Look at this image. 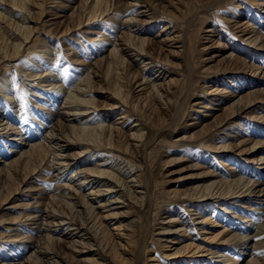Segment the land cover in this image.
Wrapping results in <instances>:
<instances>
[{"label": "bare ground", "instance_id": "obj_1", "mask_svg": "<svg viewBox=\"0 0 264 264\" xmlns=\"http://www.w3.org/2000/svg\"><path fill=\"white\" fill-rule=\"evenodd\" d=\"M74 2H76V0H64V1L62 0H0V9H1L0 30L2 29L1 30L2 32H6L7 28H11V26H14L15 32L14 31L13 32L16 33L15 35H18L15 36V38H13V41L11 42V41H7V39H5L4 34L2 35L0 31V70L2 68H5V72L7 73H8V69H10V66H12L14 72L15 71L14 68H17L16 70H18L19 69L18 67H20L25 62L23 60L21 64L9 63V61L16 60L14 58L19 56L20 53L25 50L28 44H30V46L26 49L27 51L31 50L32 52V49H34V47L36 48L35 45L38 43L40 39L39 36L35 37V32L36 29L42 28L41 27L42 23L38 22L37 20H41L44 16H46L44 14L45 12H47V10H48V14H52V16L54 17L44 21L42 20L43 22L42 25L47 24V28H49L48 31H52V32L56 30L60 26V24L64 23L66 19L68 18L72 19V17H74L76 14H78V22H77L78 28H80L85 21H87L86 25H88V24H92L93 22L99 21L100 17L101 19H103L106 18L107 16H109L107 20H112V19L114 20L113 16L116 14H120L118 20L119 23L118 21L114 22L115 23L114 25H117L115 31H117L118 35L116 36V38H113L112 36L111 37L113 38L112 40L108 37L107 39H105L104 32L95 33L94 31L91 30L85 31L86 33L93 32L97 35L96 37H94V39L98 41V45L101 46V48L105 46V45H100L102 44L103 41L104 42L112 41L114 43V47L111 49L107 57L102 56V53L104 52L102 51L99 52L96 58L94 57L95 60L93 62L90 61V62L81 63V65H85V66L87 65L86 67L84 66L83 68L84 70H87V72L84 73L85 75L81 78V80H79L78 83H76L73 86L71 90L67 91L68 96L65 97L64 101L60 103L62 98L60 97L62 96L60 93L62 92L56 91L57 90L56 88H59V90H61L64 89V87H66V86L63 87L64 85L63 83L59 84L58 86V82L56 81V78L59 79L62 75H60L59 78L58 75L56 77L54 76L55 79L53 80L54 82H50L48 85H45L48 87L51 86L50 88L55 92L54 94L51 95V97L49 96L50 98L48 100H46L47 98L44 99L43 97H37V101L35 102L38 103V105L42 108L43 106L45 107L46 105L45 109L48 111V113H50V115L46 113L47 116H49L50 120L49 123L44 126L45 129L48 128V131L45 134V136H43V140L39 141V138H42L43 133L39 135V133L31 132L30 130L27 132H25L24 130H23L24 132L18 130L19 132H17V129L20 126L19 127L14 126V124L11 123L9 117V115L13 116L12 110L9 111L6 108H5L6 110L5 109L2 110L0 108V134L3 135V137L8 142H10V148H8L6 152L3 151L0 153V181L8 180L7 175H9L8 177H12L11 175L15 176V174L18 173V171L23 168V165H26L33 158V156L34 157L36 156V158L38 156H41L42 150L44 148H48V147L50 148V146L51 145L53 146L54 144L58 149V153L55 154V157L53 156L55 158V161L57 162H53V164L52 162L51 163L49 162L48 164H46L47 166L44 167V169H49L51 173H54V171L58 170V173L48 176L46 180L50 181L53 184L52 186H54L53 187L54 190L59 191L61 196L62 195L65 196V197L62 196L63 201L66 199L73 200L72 203H68L70 201L67 202L66 200L65 204L66 206L68 205L71 208L72 212L74 210L73 214L75 212L79 214V215L75 214V218L78 215V219H74L73 217H70V214L66 215V212L65 213L62 212V215H59L57 213L58 211L57 212L54 211L53 208H52L53 212H51L52 209L49 211L48 209L42 210L41 208H39L34 213H30V214L26 213L25 219L23 217L24 215L11 216L9 211H12L14 208H18L19 206L22 208H30V206L28 205L30 204V202L14 204L11 207L3 208V205L7 204L10 198H13L12 196L13 193L20 194L19 192L20 190L22 192L38 190L36 189L35 185H34L35 189L34 187L30 186V183L34 181L28 182L27 180L29 175L28 174L20 182L17 189L14 188L15 192H13L12 190L13 193H8V195H5L4 197L1 198L0 213L2 214H0V223L5 224L4 228L6 232H0V239L8 240L11 238V236L13 238L26 237V238L34 239L32 235H25L22 228H20V224L24 219V220H29L30 222L28 221V223H31V226L34 225L32 229V231L35 230L34 233L38 231L42 232V230L47 231L48 233H51L48 236H46L49 237L48 240L52 238L51 240L53 241L55 238L56 241L62 242L63 240L61 238L58 239L57 237H55L56 229L48 230L49 226L46 228L44 227V225L52 224V223L58 226L67 225L68 228L67 230H69L67 234H69L72 244L74 242L78 245H81L82 248L87 249V251H81V252L79 251L81 254L85 252L86 253L92 252L100 248V246L95 248L94 246L97 245L92 243V241H96L98 243V241L96 240V236L94 235L96 234L94 232L97 231L95 230V228L100 229L101 234L102 236H104L105 239L107 235L108 236L111 235L112 237L114 235L117 241L121 240L129 245L130 237L132 236L131 234L132 232L130 233V231L132 230L131 227L134 226L136 220L134 218L131 219V211L128 208L129 203L126 204L125 194L132 193V196L130 195L132 200L133 199L140 200L139 196L141 197L142 193L144 194L145 191L138 189L142 187L141 185L142 183L139 177L140 174L135 175L136 172L135 162L130 160V157L135 158L136 156H138V154L139 155L142 154V153L140 154L139 152L140 150L139 144L141 143V141L143 142V139L145 138V132H144L145 123L146 121L149 120L147 118H150V115L146 113L143 114L144 113L143 110L152 107L154 108L156 107L155 105H157L159 106V108L157 107L159 111L168 113L169 111L168 103H170V99L168 98V96L170 93L173 92V90H171L172 87L170 85L172 80L171 79L167 80L170 74L166 69L160 71V69L156 68L152 72V66L154 64L153 56L155 55L156 52L155 51L156 42L150 39L149 37L145 36L147 32L146 30L148 29L145 28L142 29L139 28V26H137V25L142 26L145 24H151L152 22H154L151 20L155 18L154 15H156L154 11L155 9L153 8V5L155 6V3H151L149 0H124V1L80 0L78 5L71 6V4H73ZM49 3H53V4H49ZM27 5L34 6L33 8H35V10L29 9ZM44 5L48 7L45 8ZM259 5L264 6V1ZM135 7L137 8L142 7V9L139 10L138 12H136V10L131 11ZM70 8H72V12L70 14H64L67 12V9L69 10ZM239 8H240V12L235 16V19L231 21H229L230 19H227V21L230 23L229 27L235 33L240 34L239 39H241L245 44L256 49L255 52L252 51L251 53L249 51L243 50L244 52L247 53L243 55L247 56L249 54L250 58L252 56H259L257 54L263 53L262 51L264 50V24H263L264 11L261 12V14L263 15H257L255 13L250 12L247 14V16L241 17L240 14H243L242 9L248 7L245 4ZM39 10L40 12L38 13ZM178 10L181 11L182 6L178 7ZM162 13L170 15V12L167 10L162 11ZM37 14L39 15V17H37ZM134 14L135 16H130ZM254 16H255V20L256 19L258 20V17L262 19L263 22L261 24L263 26H258L257 24L252 23L253 18L250 17H254ZM13 17L17 19V22L16 20L12 19ZM242 18L244 20H242ZM169 23H172V20H169L168 23H165V25L162 27L160 32L157 33V36L162 34V32L166 33V35H170V34H176V35H174L172 38L161 39L159 40V43L164 44L165 42L168 41L170 44H168L167 46H169L170 48H175V51L173 52L168 51V52H171V55L173 57L181 56L184 53V51L187 49V43H188L187 36L189 35L188 33L190 32V30L189 31L187 30L188 33L187 35H185L186 28L185 30L179 28L174 29L176 28V26H171ZM32 24H37V26L34 28ZM70 30L72 29H70V27L68 28L67 25V27L63 29V32H68ZM218 31L219 30L217 28H213V29L207 28L203 31L205 33H209L210 36L209 37L201 36V41L203 42L204 40V42L201 43L202 47L200 50L204 52L208 48L207 45L217 44L219 47L223 46V48L225 49L230 48V51L227 54H223L222 50L218 49L216 53H213L208 58L202 60L206 63H209L215 61L218 62L220 60V59L217 60L218 57H221V59L225 58L227 60L226 63L228 65H224L223 68H220L216 71V72H221L220 74H224V75L231 73L238 74L244 72L245 68L254 71V74L257 73L261 67L255 64L247 65V61L241 59L234 52L242 49L234 46L232 43L231 45L233 46L231 47L228 44L221 43V41L218 40V38L216 37L219 36L218 34H216ZM24 43H28V44L24 45ZM54 51L55 50H53V52ZM134 56H136L135 59ZM260 57H263L264 59V55ZM128 58H133V61L135 62L138 60L139 61L142 60L141 61L142 65L139 71L137 70V73H133L131 71L133 67L131 62L128 60ZM238 60H242V62L240 63ZM92 65L98 71L100 70V68H97L98 66L99 67L104 66L105 75L101 76L100 74H98L97 70L93 72L94 68L92 67ZM124 65H125L124 70L128 72L127 74L128 81H130L131 78H133V83H137L134 89L133 87H131L129 90L125 89L126 83L123 80L126 78V75L125 78L123 79V77L119 73V69H121ZM208 68H210V66ZM5 72L3 74H5ZM31 72L28 74V76L31 77L35 76ZM49 72L42 73L41 75L36 74V76L37 78H41V77L44 78L41 81H47L49 79L48 75H50ZM62 72L64 71L62 70ZM76 72L78 73L77 70ZM261 72L264 73L263 70H261ZM111 74H113L112 77L113 80L109 79L111 80V85L109 82V88L106 87V90L104 89L105 91L101 90L100 92L102 94L105 93L106 94L105 97L109 101L111 100V102L109 104L100 105L96 100L97 99L96 94H98L97 92L99 89L95 86L96 82L95 83L93 82L94 77L95 78L101 77V79L103 78V80H105L106 79L105 77L106 76L108 77ZM253 76H255V78H251L250 80H245V82L250 81V84H248L247 87H245V89H242V91L236 90L231 93L230 91H225L226 90L225 87L220 90V87H217L216 85V80H207L201 86V88L206 89L204 90L205 93H207L210 96L221 93L219 96L221 95L226 96L227 102L233 100L230 105L236 104L237 107L239 106L242 107L243 110L236 114L237 116L242 117L241 114L245 113L248 109H251L254 106H256V102L264 103V97L260 98L261 93L263 94L264 92V87L257 88L264 86V80L263 79H262L263 81L260 80L259 78H257L258 76L256 75ZM66 78L64 77L63 82L67 80ZM70 79L72 80V77ZM5 83H7V81H5ZM239 84L241 85V87L243 86L240 82ZM18 87L19 86H17L16 88ZM235 87L238 88V85ZM248 88H250L249 91L247 90ZM132 89H133V93H135L133 98L136 97L137 98L136 101L138 100L136 106L135 105L132 106V104L135 101L134 100L129 101L128 98L129 95H131L130 91ZM244 91H246V93ZM249 96L251 98H247ZM234 98L236 99L234 100ZM219 99H217V101H219L222 104V102ZM138 102H140V104ZM207 102L211 104V102L214 101H211L210 99ZM224 102H226V100ZM194 104L198 105L201 103L198 101ZM209 104L205 103L204 105H202L205 112H207L208 110L209 111L215 110V108L209 106ZM101 107L103 109L106 108L107 110H109V113L107 114L102 113L100 114L101 117H99L97 113L100 110H102ZM130 107L131 108L133 107V109H131ZM118 111L120 112L119 113L120 115L117 118H114V115ZM131 111L133 112L135 111L134 113L137 117L132 125L129 124L130 120L132 119L131 117H133L132 113H130ZM15 113H16L15 117L18 118V113L17 112ZM203 116H209L210 118L211 117L213 118L214 115L211 113H207L206 115L205 113V115ZM257 116H259V114L256 115L255 117L256 119H260L264 121V115L259 117ZM218 117L220 116L214 117V121H216L217 119L216 126L221 124V121L219 120ZM198 122L199 121L193 124H197ZM235 124L238 125V123ZM221 126L223 125L221 124ZM240 126L242 127V129L244 128V126H242L241 124ZM204 128L205 127H203L202 129ZM228 128L229 127H227V130ZM209 130L210 129H206V131L204 132L202 131V132L207 133ZM249 134L252 135L253 133H249ZM193 135L196 134L194 133ZM199 135L202 136L201 134ZM192 136L190 137V139L192 138ZM194 137L197 138L198 136H193V138ZM227 137L230 138V134H227ZM203 139L205 145L210 142L209 141L210 139H208L207 141V137L205 136L203 137ZM219 141H221V139ZM252 141L253 138L248 137L240 140L235 145H231V143L228 142H225L220 145L217 144L215 145V143L214 144L210 143L209 147H211L212 148L211 150H214L216 154L221 155V157L225 156L226 159L230 158L231 160V158H233L232 155L235 154L238 156V153H232V155L228 153L230 151H233L232 147L234 146H238V149L235 151H239V153L253 155V153L255 152V148L258 147L259 145H257L256 142H254V144L251 145ZM193 142L195 143L197 141H193ZM244 145L247 146L251 145V148L241 149ZM45 157L47 156L46 155L44 157L42 156L41 159L42 158L45 159ZM97 157H99L100 159L95 161L94 159H96ZM36 158L35 161L37 160ZM246 162L252 163L255 166L252 168L250 166H243V167L241 166V168L236 166H228L229 169L228 171H230V175H231L230 177L232 179L231 178L225 179L222 176L221 178L220 177L221 174L217 175L216 172L213 174L211 173V176L215 177V180H211V182L203 186H194V187L210 186L211 188L201 189L195 193L184 194L181 200L183 201V204L188 205L186 208L187 211L183 213L185 217L181 215L182 212L181 213L176 212V214L172 212L173 213L172 215H167L162 218L163 219L162 222L166 226L161 228L162 230L157 233L158 235H160V237L157 238L156 240L159 241L160 243H163L162 246L164 247V249H166V251L169 252L167 256H165L167 260L172 261L169 262V264L170 263L182 264L183 261H179L178 260L179 257L188 254H190L189 256H195V257L199 255L204 256V258L209 257V260L212 261L214 264H235L236 262L239 261V259L238 260L236 258L234 259L232 255H229L226 253V251H224V249L225 250L227 249L226 246L229 244L230 245L233 244L235 247H237V250L239 249L238 252L241 255L240 257L243 256L249 257V259L245 264H260L259 259L261 258H262L261 262L264 264L263 255L262 257L260 255V257L257 258V256L259 255L257 250L264 247V238L259 239V237L264 235V150L260 156L254 158L251 161H246ZM44 163L42 162L41 164ZM34 164L32 163V165L34 166L33 169L31 170L33 173L32 175H34L37 169L39 172L43 168L41 164L39 165L36 164L37 166H35ZM50 164H52V166ZM224 164L227 165L226 163ZM194 166L195 168H200L198 164H194ZM68 168L70 170L71 169L73 170L72 175H74V177L72 176L70 178L64 174ZM12 170H13V174H10ZM75 177L78 178L76 180H73V178ZM128 177L129 180H127ZM23 183H25L26 185L25 188L22 187ZM87 189L89 190V192L84 193L83 191ZM90 195H94L95 199L90 198ZM61 196L58 199H60ZM53 199H56L55 196ZM96 200H99L97 201L98 203L97 205L94 204V202L96 203ZM201 201H205V203H202ZM220 201H223V203L226 204L222 210L230 214L233 213L231 214V217H233L234 219H241V217L242 218L246 217L245 219H241L245 223V226L240 227V225L237 222L227 221L226 218L224 219L228 224L224 225L223 227L219 225L216 221H214L215 225L213 226L222 227V230L219 233L221 234L220 235L221 238H219L218 242H220L219 244H221L223 247L222 246L219 247L218 250H215L213 247H212L213 249L211 248L205 249L207 246L206 244H203L204 246H199V245L195 246L192 243L183 244L182 242L184 240V237L187 236L189 230L190 231L193 230L192 228L194 225H202L208 220V218H205V215H203V213L208 214L209 212L208 210L210 209L209 208L210 204H214L212 202H220ZM234 201H240L239 205L238 203L233 204ZM195 202H199V203L192 206L191 204ZM36 203H38L37 200ZM250 203H252L253 205L249 206ZM39 205L41 207V204L39 203L35 206L38 208ZM228 206L232 207V209H235L234 212H231V210L227 208ZM244 208H247L250 213L252 212V215H249L250 217H252L251 220L247 219V216H241V217L239 216L238 212L244 211ZM5 209H7V212H3V210ZM214 211L215 209H213V212L211 213L210 216L215 215ZM120 216L127 218L129 226L127 227L124 226L125 230L123 231L125 232H113L114 230L117 229L116 228L112 229L109 226L110 222L114 219L120 218ZM51 218L52 221L50 220ZM54 220L58 221V223L56 224ZM247 220H250L251 222H248ZM108 221L110 222L107 223ZM232 225L233 227H238V228L240 227L239 229H242L243 232L246 231V233H239V232L236 233V231L234 233H231L233 231L229 232L230 230L228 227H232ZM201 233L210 234L208 230H202ZM97 237L99 236L97 235ZM164 238L166 239L164 240ZM190 238L191 237H189V239ZM101 239L105 241L103 238ZM29 242H30L29 246L27 245L26 247L35 248V250L32 253H30L26 259H24L23 261L21 260L16 261L17 259L14 258L15 260L9 261L8 259L5 258V256H3L6 254H0V257L3 256V259L0 258V264H29L31 259L34 257V255H36L38 252L41 251L39 249L40 247L38 246V244L36 245L34 241H33L34 243H32V240H30ZM118 243L119 242H117V244ZM188 246L192 247L191 250L188 251V253L183 252L182 249ZM101 253L103 254V252ZM35 257H37V255ZM78 260H80V258ZM149 260L157 261L158 259L154 257V258H150ZM209 260L207 259V261ZM159 262H160L159 264H161L162 261Z\"/></svg>", "mask_w": 264, "mask_h": 264}, {"label": "rangeland", "instance_id": "obj_2", "mask_svg": "<svg viewBox=\"0 0 264 264\" xmlns=\"http://www.w3.org/2000/svg\"><path fill=\"white\" fill-rule=\"evenodd\" d=\"M120 1H124V0H120ZM149 1L151 3H155V6L153 5L156 14L154 15L155 18L153 19L155 20L152 19L151 21L154 22H152L151 24H145L142 26L137 25V26H139V28L142 29L144 28L148 29L146 30L147 32L145 36L149 37L150 39L156 42L155 44L156 52L155 55L153 56L154 64L152 66V72L156 68L160 69V71L166 69L170 74L167 80L169 79L172 80L170 85L172 87L171 90H173V92L170 93L168 96V98L170 99V103H168L169 104L168 113L159 111L158 110L159 106L157 105H155L156 107L154 108L152 107V108L144 109L145 110V111L143 110L144 113L142 112L143 114L146 113L150 115V118H147L149 120L146 121L145 123V130H144L145 138L143 139V142L141 141V143L139 144V148H140L139 152L140 154L141 153L142 154L141 155L138 154V156H136L135 158L130 157V160L135 162V168H136L135 175L140 174L139 177L142 183L141 184L142 187L138 189L145 191L144 194L142 193L141 197L139 196L140 200L139 199L132 200L131 198L132 193L130 194L124 193L126 197V204L129 203L128 208L131 211V219L134 218L136 220L134 226L131 227L132 230L130 231V233L132 232L131 233L132 236L130 237L131 244L129 243L128 245L127 243L121 240L117 241L114 235L113 237L111 235L109 236L107 235L105 239L104 236H102L100 229L95 228V230L97 231L94 233H96L100 238L97 237L96 234H94L96 236V240L98 241V243L96 241H92V243L97 245L94 246L95 248H97L98 246H100V248L92 252H88V253L85 252L80 254L81 251H87V249L82 248L81 245H78L74 242L72 244L69 234H67L69 231L67 230L68 229L67 225L58 226V225H54L53 223L44 225V227L46 228L49 226L48 230L56 229L55 237H57L58 239L61 238L63 240L62 242L56 241L55 238H54L55 241L54 240L52 241L51 240L52 238L48 240L49 237L46 236H48L51 233H48L47 231H43V230L42 232L38 231L39 233L38 232L34 233L35 230L32 231L34 225L31 226V223H28L29 220H24L26 217L25 214L34 213L39 208H41L42 210L48 209L49 211L53 208L54 211L56 212L58 211L57 213L59 215H62V212L64 213L66 212V215L70 214V217H73L74 219H78V215H79L76 212L73 214L74 210L72 209L73 210L72 212L71 208L68 205L66 206L65 204V201L67 199L65 198L66 200L64 201L62 199L65 196L62 195L63 196L62 197L59 191L54 190L53 188L54 186H52L53 184L50 181L46 180L48 176L58 173V170L54 171V173H51L49 169H44V167L47 166L46 164H48L49 162L50 163L52 162V164L53 162H57L55 161L54 157L55 154L58 153V149L53 144L54 147L51 145L50 148L49 147L44 148L42 150L41 156H38L37 158L36 156L35 157L33 156L32 159L34 160L31 159L26 164L27 166L23 165V168L20 169L18 173L15 174V176L11 175L12 177H8L9 175H7L8 180L0 181V201L1 198L4 197L5 195H8V193L15 192V189H17L20 182L28 174H29L27 179L28 182L34 181L30 183V186L34 187V189L36 186V189H38L36 191L33 190L28 192H24V191L22 192L20 190L19 191L20 194L13 193L12 194L13 198H10L8 200L9 202L3 205V208H6V207H11L14 204L30 202V204H28L30 208H22L19 206L18 208H14L12 211L9 212L11 216L24 215L23 216L24 219L20 224V228H22L25 235H32V237L34 238V239L26 238V237L13 238L11 236V238L8 240L0 239V254H6V255L8 254L7 255L8 257L6 255L3 256H5V258L8 259L9 261L15 260L14 258L17 259L16 261L19 260L23 261L24 259H26L27 256H29V254L35 250V248L26 247L27 245L29 246L30 244L29 241L32 240V243L35 242L36 245L38 244L41 253L38 252L36 254L37 257H35L36 255H34V257L30 261L31 264H60V263L62 264L65 263L67 264H159L160 263L159 261H162L161 264H169V262L172 261L167 260L165 258V256H167L169 252L166 251V249H164V247L162 246L163 243H160L159 241L156 240L157 238L160 237V235H158L157 233L162 230L161 228L166 226L165 224H163L162 218L167 215H172L173 213L176 214V212H180V213L182 212L181 215L184 216L183 213L187 211L186 208L188 205L183 204L181 198L184 196V194L195 193L201 189L211 188L210 186L194 187V186H203L211 182V180H215V177L211 176V173L213 174L216 172L217 175L221 174L220 177L222 176L225 179L231 178L230 171H228L229 170L228 166H236L240 168L241 166L242 167L250 166L252 168L255 165L246 161H251L254 158H257L263 152L264 121L260 119H256L255 117L257 114H259V116L264 115V103L256 102V106H254L251 109H248L245 113H242L241 114L242 117H240L237 116L236 114L243 110L242 107L240 106L237 107L236 104L230 105L233 100L227 102L226 96L224 95L219 96L221 93L211 96L208 95L204 91L206 89L201 88V86L207 80H216V85L217 87H220V90L225 87L226 88L225 91H230L232 93L233 91L236 90L242 91V89H245V87H247V85L250 84V81L245 82V80H250L251 78H255V76L253 75L258 76L257 78H259L260 80L262 79L264 80V73L261 72V70L264 71V59L263 57H260L264 55V50L262 51L263 53L257 54L259 56H252L251 58L249 54L247 55L248 57L243 55L246 53L244 51H249L251 53L252 51L255 52L256 49L250 47L249 45L245 44L241 39H239L240 34L235 33L229 27L230 23L227 21V19H230L229 21L235 19V16L240 12L239 7L245 4L247 5L248 8L242 9L243 12L242 11L241 12L243 14H240L241 17L247 16V14L250 12L255 13L257 15H263L261 14V12L264 11V6H260L259 4L263 3L264 0H149ZM76 2L71 4V6L78 5L80 0H76ZM49 4H53V3H49ZM181 6H182V10L179 11L178 7ZM27 7H29V9L35 10V8H33L34 6L27 5ZM46 7L48 6H45V8ZM141 9L142 7H138V8L135 7L131 11L136 10V12H138ZM164 10L169 11L170 15L162 13V11ZM39 12L40 10L38 11V13ZM71 12H72V8H70L69 10L67 9V12L64 14H70ZM44 15L46 16H44L41 20H37V21L43 24L42 20L44 21L54 17L52 16V14H48V10L47 12H45ZM119 16L120 14L114 15L113 16L114 20L113 19L107 20L109 16L103 19H101L100 17L99 21L93 22L92 24H88V25H86L87 21H85L84 24L80 28H78L77 26L78 14H76L74 17H72V19L71 18L66 19L64 23L60 24V26L53 32L48 31L49 28H47V24L44 25L41 24L42 28L36 29L35 37L39 36L40 39L38 43L35 45L37 49L34 47V49L36 50L32 49V52L31 50L27 51L26 49L30 46V44L24 43V45L28 44L25 50L22 51L19 56L14 58L16 60L9 61L10 64H19V63L21 64V62L24 60L25 62L20 67H18L19 69L16 70L17 68H14L15 71L13 72V68L12 66H10V69H8V73L10 74L5 72V68H2L0 70V108L2 110L5 108L9 111L12 110L13 116L9 115V117L11 123H13L14 126L17 127L20 126L17 129V132H19L18 130L22 132L24 131L27 132L30 130L31 132L39 133V135L43 133L42 138H39V141L43 140V136H45V134L48 131V128L45 129L44 126L49 123L50 118L46 114L48 113V111L45 109L46 105L45 107L43 106L42 108L38 105V103L35 102L37 101V97H43L44 99L47 98L46 100H48L51 97V95L54 94L55 92L50 88L51 86L48 87L45 85H48L50 82H54L53 81L55 80L54 76L56 77L58 75L59 78L60 75H62L63 77L61 76L62 78L60 77L59 79L56 78V81L58 82V86L59 84L63 83L64 84L63 87L64 86L66 87H64V89L61 90H59V88H56L57 89L56 91L62 92L60 93L62 95L60 96L62 97L60 103L63 102L65 97L68 96L67 91L71 90L73 86L76 83H78L79 80H81V78L85 75L84 73L87 72V70L83 69L85 65H81V63L90 62V61L93 62L95 60L94 57L96 58L99 52L102 51H104L102 53V56L107 57L109 55L111 49L114 47V43L112 41H107V40H106L107 42L103 41L102 44L100 45H105V46L101 48V46L98 45V41L94 39V37L97 36L95 33L104 32L105 39H107V37L110 38L111 40L113 38H116L118 33L117 31H115L117 25H114L115 24L114 22H117L119 20ZM130 16H135V14ZM37 17H39L38 14ZM250 18H253L252 23L257 24L258 26H263L261 24L263 22L261 18L258 17V20L257 19L255 20V16ZM12 19L16 20L17 22L16 18L13 17ZM169 20H172V23H169L171 26H176V28L174 29L179 28L185 30L186 28L185 35H187L188 31L190 30V32L188 33L189 35L187 36V42H188L187 49L184 51V53L181 56L173 57L171 55V52L175 51V48H170L169 46H167L168 44H170L168 41L165 42L164 44L159 43V40L161 39L172 38L174 35H176V34L166 35V33L162 32V34L157 36V33L160 32L162 27L165 25V23H168ZM242 20L244 19L242 18ZM67 25L68 28L70 27V29L72 30L68 32H63V29H65ZM32 26H34L35 28L37 24H32ZM207 28H211V29L217 28L219 31L216 34H218L219 36L216 37L218 38V40L221 41V43L228 44L230 47L234 45L242 49L234 52L241 59L246 60L247 65L248 64L259 65L261 67L260 70L255 74L254 71L247 68H245L244 72L238 74L231 73L224 75V74H220L221 72H216L218 69L223 68L224 65H228L226 63L227 60L225 58L221 59V57H218L217 60L220 59L218 62L215 61L209 63L204 62L202 59L208 58L213 53H216L218 49L222 50L223 54H227L230 51V48L225 49L223 48V46L219 47L217 44H211V45H207L208 46L207 50L202 52L200 49L202 47L201 43H203L204 40L203 42L201 41V36H208V37L210 36L209 33L203 32ZM86 30L87 31L91 30L94 31L95 33L93 32L86 33L85 32ZM13 31L15 32L14 26H11V28L6 29V32L1 31V33L2 35L4 34L5 39H7V41L12 42L13 38H15V36H18L15 35L16 33H14ZM112 36L113 38H111ZM231 43L233 45H231ZM48 48L50 51L48 50ZM53 50L55 51L53 52ZM135 57L136 56H134V59ZM128 60L131 62L133 67L131 71L133 73H137V70L139 71L142 65L141 62L142 60L141 61L138 60L136 62L133 61V58H128ZM238 61L240 63L242 62V60H238ZM40 64L44 69L41 67ZM209 66L210 68H208ZM93 68H94L93 72H95L97 69L95 67ZM97 68H100L99 71L97 70L98 74L104 76L105 75L104 66L101 67L98 66ZM124 69H125V65L121 69H119V73L123 77V79L125 78L126 75V78L124 80L122 79L126 83V84L124 83L126 85V88L125 87L124 88L129 90L131 87H133L134 89L137 83H133V78H131V80L128 81L127 79L128 72L125 71ZM62 70L64 72H62ZM76 70L78 71V73L76 72ZM4 72L5 74H3ZM20 72L22 73V75L23 74L24 75L22 76ZM30 72L35 76L32 77L28 76ZM46 72H49L50 75H48V78L51 80L48 79L47 82V81H41L44 79L42 77L37 78L36 74L41 75L42 73H46ZM64 77L65 78L67 77L66 78L67 80L65 82H63ZM71 77L72 80L70 79ZM112 77L113 74L109 75L108 77L106 76L105 80H103V78L101 79V77L100 78L94 77V81L92 80L94 83L96 82L95 86L99 89L97 92L98 94H96V98H97L96 100L100 105L109 104L111 102V100L109 101L105 97L106 95L105 93L102 94L100 92L101 90L102 91L104 89L106 90V87L109 88V82L111 85V80H113ZM5 81H7V83H5ZM239 82L243 85L242 87L239 84ZM15 85L19 87L16 88L17 86ZM237 85L238 88L235 87ZM263 87L264 86L257 88H263ZM133 89L130 91L131 95H129L128 98L129 101L134 100L135 104L133 103L132 106L133 105L136 106L138 100L136 101L137 99L136 97L133 98L135 94L133 93ZM247 90L249 91L250 88H248ZM244 92L246 93V91ZM263 97H264V92L263 94L261 93L260 95V98ZM247 98H251V97L249 96ZM210 99L211 101H214L211 102V104L207 102ZM217 99H219L222 102V104L219 101H217ZM235 99L236 98H234V100ZM225 100L226 102H224ZM198 101L201 104L198 105L194 104ZM138 103L140 104V102ZM205 103H208L209 106H212L213 108H215V110H211V111L208 110L207 112H205L202 107V105H204ZM2 105H5L6 107ZM131 109H133V107ZM15 112L18 113V118L15 117L16 115ZM134 112L133 111L130 112L132 113L133 116L131 117L132 119L129 122L130 125H132L135 119L137 118ZM102 113L107 114L109 113V110H107L106 108L104 109L102 108V110H100L97 113V115L101 117L100 114ZM119 113H120L119 111L116 112L114 118H117L120 115ZM205 113L206 115L207 113H211L214 116L213 118L212 117L210 118L209 116H203L205 115ZM48 115H50V113H48ZM216 116H220L218 118L223 126H221V124L216 126L217 119L216 121H214V117ZM197 121H199L197 124H193ZM235 123H238V125ZM240 124L244 126L243 129L240 126ZM203 127L205 128L207 127L206 129H210V130L207 133H203L204 131H206L205 128L202 129ZM227 127H229L228 130ZM248 132L253 134L250 135ZM194 133L196 135H193ZM199 134H201L202 136H200ZM227 134H230V138L227 137ZM192 135L198 137L193 138ZM191 136L192 138L190 139ZM204 136L207 137V141L208 139H210L209 140L210 142L206 145L203 142ZM248 137L253 138L251 145L254 144V142H256V144L259 145L258 147L255 148V152L253 153V155L239 153V151H235L238 149V146H234L232 147L233 151H230L228 153H230L231 155L232 153H238V156L234 154L232 155L233 158H231V160L230 158H227L229 160L228 161L225 158V156L221 157V155L216 154V152H214V150H211L212 148L209 147L210 143L213 144L215 143V145L216 144L220 145L225 142H228L231 143V145H235L240 140ZM220 139L221 141H219ZM193 141H197L198 143L197 142L194 143ZM251 145L248 146L244 145L241 149L244 148L250 149ZM8 148H10V142H8L3 137V135L0 134V149H1L0 153L3 151L6 152ZM45 155L48 158L45 157V159L44 158L41 159V157L42 156L44 157ZM35 158L37 159L36 161ZM100 158L97 157L94 160L96 161ZM42 162L45 163L41 164ZM32 163L33 164L35 163L34 164L35 166L41 164L43 167L39 172L37 169L34 175H32L33 173L31 171L34 167ZM224 163H226L227 165H225ZM52 164L50 165L52 166ZM194 164H198L200 168H195ZM10 174H13V170L11 171ZM64 174L70 178L72 176L74 177V175H72L73 170L72 169L70 170L69 168ZM77 178L78 177H75L73 178V180H76ZM127 180H129V177L127 178ZM22 187L24 188L26 187L25 183L22 184ZM83 192L84 193L89 192V190L87 189L84 190ZM54 196L56 199H53ZM60 196L62 203L60 199H58ZM90 198L95 199V196L90 195ZM36 200L39 204H41V207L40 205L38 206V208L35 206L38 204L36 203ZM97 201L99 200H96V203L94 202L95 205L98 204ZM67 202L72 203L73 200L68 199ZM201 202L205 203V201H201ZM33 203L36 204L34 205ZM197 203L199 202L192 203L191 205L193 206L196 205ZM212 203L214 204H210L209 207L210 209L208 210L209 211L208 214L203 213V215H205V218H208V220L202 225H194L192 228L193 230L188 231L189 235L187 233V236L184 237V240L182 242L183 244L192 243L195 246L196 245L204 246L203 244H206L207 246L205 249L214 248L215 250H218V248L222 246L221 244H219L220 242H218L219 238H221L220 236L221 234L219 233L222 230V227L228 224L224 218H226L227 221L237 222L240 225V227L245 226V223L241 219L246 218V217L242 218L241 216H247V219L250 220L252 218L249 216L252 215V212L250 213L247 208H244V211L242 212H238L241 219H234L233 217H231V214L233 213L230 214L222 210L226 205L225 203H223V201L212 202ZM236 203H238L239 205L240 201L233 202V204ZM252 205H253L252 203L249 204V206ZM227 208L231 210V212H234L235 210L232 209V207L230 206H228ZM53 209L51 210V212H53ZM213 209H215L214 211L215 215L210 216L211 213L213 212ZM3 212H7V209L3 210ZM75 214H78L76 218H75ZM50 220L52 221V218ZM56 220H54V222H56L57 224L58 221ZM250 220L247 221L251 222ZM214 221H216L222 227L213 226L215 225ZM109 222L110 221H108L107 223ZM109 226L112 229L113 228L117 229L114 230L113 232H125L123 231L125 230L124 226L125 227L129 226V223L126 217L120 216V218L112 220ZM4 227L5 224L0 223V232H6ZM228 228L230 230L229 232L233 231L231 233H234L235 231L236 233L237 232L246 233V231L243 232L242 229H239L238 227H233V225L232 227H228ZM202 230H208L210 234H202L201 233ZM99 233L102 237L99 235ZM189 237L191 238L189 239ZM24 238L29 241L25 240ZM101 238H103L105 241H103ZM263 238L264 235L259 237V239H263ZM165 239L166 238H164V240ZM113 240L116 242H114ZM117 242L119 243L117 244ZM191 248L192 247L190 246L186 248L184 247L182 251L188 253V251H190ZM226 248L227 249L226 250L224 249V251H226L227 254L232 255L234 259L235 258L237 260L239 259V261L236 262L235 264H245L249 259V257L246 256L240 257L241 255L238 252L239 249L237 250V247H235L233 244L227 245ZM101 252H103V254ZM257 252L259 254L257 258L260 257V255L261 257L262 255L264 256V247L257 250ZM189 255L190 254L182 255L179 257L178 260L183 261L182 264H214L212 261L209 260V257L204 258V256H200V255L196 257ZM3 256L0 258L3 259ZM154 257L157 258L158 260L157 261L149 260L150 258H154ZM79 258L81 261L78 260ZM207 259L209 261H207ZM261 259H259L260 260L259 262L260 264H263L261 262ZM54 260L56 263L54 262ZM170 264H178V263H170Z\"/></svg>", "mask_w": 264, "mask_h": 264}]
</instances>
